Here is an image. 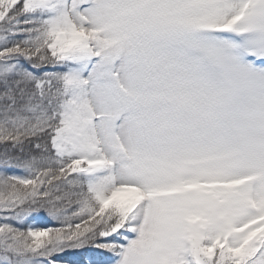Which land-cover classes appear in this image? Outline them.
<instances>
[{
	"label": "snow or ice",
	"instance_id": "1",
	"mask_svg": "<svg viewBox=\"0 0 264 264\" xmlns=\"http://www.w3.org/2000/svg\"><path fill=\"white\" fill-rule=\"evenodd\" d=\"M0 264H264V0H0Z\"/></svg>",
	"mask_w": 264,
	"mask_h": 264
}]
</instances>
